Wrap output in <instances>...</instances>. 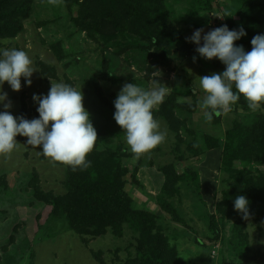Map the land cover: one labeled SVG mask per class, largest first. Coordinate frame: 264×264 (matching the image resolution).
<instances>
[{
  "label": "rangeland",
  "instance_id": "rangeland-1",
  "mask_svg": "<svg viewBox=\"0 0 264 264\" xmlns=\"http://www.w3.org/2000/svg\"><path fill=\"white\" fill-rule=\"evenodd\" d=\"M205 1H167L183 41L159 63L160 59L149 57L145 51L116 46L101 36L99 39L91 37L72 18V14H78L79 5L63 0H38L24 22L23 31L15 38L0 39V47L27 52L34 69L30 78L32 84L28 86L21 77L20 91H14L4 82L3 92L7 93L5 103L11 105L7 110L12 115L21 117L24 112V118L32 120L39 116L38 103L33 96L47 95L52 82L82 90L83 103L94 127L107 137L101 147L121 149L125 153L123 164L130 173L138 167L141 185L128 184L129 190L138 206L155 210L162 224L168 225V237L177 246L179 256L187 264H239L231 257V222L225 225L221 239L215 242L209 238L210 230L203 217L205 213L214 212L222 189L228 187L224 181L226 174L221 169L222 148L213 147L184 161L183 165L198 171L199 183L180 185L181 193L170 200L184 218L182 223L164 211L158 201L165 182L159 166L168 161L171 143L178 141L177 134L169 129L165 119L155 117L165 138L154 149L136 156L126 142L124 129L114 119V101L125 84L136 83L149 88L158 80L169 87L165 100L171 92L177 93L179 101H193L197 95L199 108L195 113L178 112L181 118L189 117L186 128L180 130L181 150H185V155L192 152H189L188 144L201 152L206 135L225 141L226 131L234 120L243 123L253 120L260 106L256 111L249 108L233 110L231 106L228 111H221L220 119L208 121L206 110L200 106L205 93L202 89L193 92L195 95L190 92L193 87H198L200 76L222 72L225 65L219 59L199 57L196 50L191 51L197 46L187 38L197 29L203 28L207 33L226 25L225 13H234L252 0H211V9H200ZM193 57H196L195 62ZM40 62L54 67V73L43 69ZM24 101L25 108L22 107ZM2 111H5L4 104H0ZM16 139L17 147L11 153L0 154V264H102L103 261L116 264L135 253L137 234L131 227L126 226L121 236L111 229L98 237L83 236L66 220L52 216L51 206L38 200L30 182L36 175L44 191L64 193L67 166L45 156L42 149L28 145L27 137L18 135ZM178 168L181 171L182 165ZM245 231L250 247L264 252V217L251 216ZM248 264H264V260L262 263L251 260Z\"/></svg>",
  "mask_w": 264,
  "mask_h": 264
},
{
  "label": "trees",
  "instance_id": "trees-1",
  "mask_svg": "<svg viewBox=\"0 0 264 264\" xmlns=\"http://www.w3.org/2000/svg\"><path fill=\"white\" fill-rule=\"evenodd\" d=\"M36 1L0 0V39L15 38L23 31L24 22L30 17ZM63 1L79 5L78 14H72V18L91 37L99 39L101 36L116 46L145 51L149 57L160 59L159 63L182 44L183 37L179 36L172 20L173 11L168 0ZM200 9H211V0H206ZM226 17V25L230 30L242 27L247 32L245 37L236 41L237 46L242 45L245 51H251L252 38L264 34V0L245 3ZM234 17H240L239 21ZM195 50L196 47L191 51ZM39 64L54 73V67L43 62ZM190 92L195 95L193 91ZM176 94L171 92L159 109L154 110V118L160 116L165 119L169 129L178 136V141L171 143L168 161L159 166L165 176L162 194L158 196L160 207L183 223L184 218L170 200L181 193L180 185L199 183L198 171L190 165H183L184 161L213 147L222 148L221 169L226 174L224 181L228 187L222 189L214 212L203 215L210 230L209 238L215 242L220 240L223 228L231 222V257L238 260L239 264H248L251 260L262 263L264 252L250 247L245 229L251 216L264 217V104L260 105L252 121L243 123L234 120L226 131L225 141L206 135L201 152L188 144L189 152H192L185 155V150H181L180 141L183 139L180 130L186 128L189 117L181 118L178 112H186L187 115L195 113L199 101L197 95L193 101H179ZM99 95L103 98V94ZM22 107H26L25 101ZM244 108H249L248 102L241 95L232 109ZM21 116L24 117V112ZM220 118L221 113L213 116V120ZM97 134L96 145L87 157L90 164L77 167L75 171L66 165L64 193L44 191L35 175L30 182L35 189L34 195L51 206L52 216L66 220L73 230L83 236L98 237L109 229L121 236L126 226L131 227L137 234L135 253L116 264H187L179 256L177 246L171 243L168 225L162 224L159 214L135 203L128 184L141 185L137 177L138 167L130 173V169L123 164L122 156L125 153L111 146L102 148L107 137L101 132ZM181 165L180 171L178 166ZM239 195L249 200L247 220L243 218V213L234 209V199ZM102 264L106 263L103 261Z\"/></svg>",
  "mask_w": 264,
  "mask_h": 264
},
{
  "label": "clouds",
  "instance_id": "clouds-1",
  "mask_svg": "<svg viewBox=\"0 0 264 264\" xmlns=\"http://www.w3.org/2000/svg\"><path fill=\"white\" fill-rule=\"evenodd\" d=\"M246 35L242 27L230 30L223 25L207 33L203 28L197 29L187 38L197 46L199 57L219 59L225 65L222 72L200 76L198 87L192 88L194 93L201 89L205 93L200 106L206 110L208 121L214 115H220L221 111H228L241 95L252 111L264 104V34L252 38L251 51H245L242 45L236 44ZM193 60L195 62L196 57ZM31 65L26 51L0 47V104L5 108L0 112V154L11 153L18 144L16 137L21 135L27 137L28 145L42 149L45 156L71 166L74 171L77 167H87L90 164L87 157L96 145L98 134L84 106L82 90L52 82L47 95L33 96L38 103L39 116L32 120L15 117L7 110L11 105L5 103L4 82L14 91H20L21 77H24L27 85L31 86L30 78L34 72ZM168 91L169 87L158 80L153 81L149 88L127 83L114 101V119L124 129L126 142L136 156L154 149L165 138L154 118V109L163 103ZM234 209L243 213L247 220L248 198L237 196Z\"/></svg>",
  "mask_w": 264,
  "mask_h": 264
}]
</instances>
